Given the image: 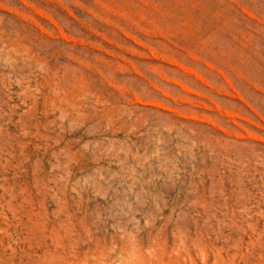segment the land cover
<instances>
[{
	"label": "rangeland",
	"instance_id": "1",
	"mask_svg": "<svg viewBox=\"0 0 264 264\" xmlns=\"http://www.w3.org/2000/svg\"><path fill=\"white\" fill-rule=\"evenodd\" d=\"M0 264H264V0H0Z\"/></svg>",
	"mask_w": 264,
	"mask_h": 264
}]
</instances>
